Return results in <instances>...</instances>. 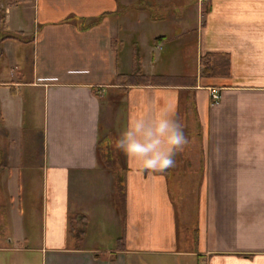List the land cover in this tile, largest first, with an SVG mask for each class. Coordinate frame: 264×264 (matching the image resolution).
I'll return each instance as SVG.
<instances>
[{
  "label": "crops",
  "instance_id": "obj_1",
  "mask_svg": "<svg viewBox=\"0 0 264 264\" xmlns=\"http://www.w3.org/2000/svg\"><path fill=\"white\" fill-rule=\"evenodd\" d=\"M204 1L192 73L168 31L146 11H124L129 0H0L2 131L14 139L27 103L41 104L43 117L42 232L33 240L22 221L0 229V264H264V0ZM136 41L144 74L195 83L118 84L133 70ZM208 52L227 57L228 71L204 75ZM165 106L199 146L187 143L163 172L141 171L115 145L105 162L111 131L116 143L130 118ZM191 184L193 202L178 195L181 226L174 189ZM82 215L77 241L69 221Z\"/></svg>",
  "mask_w": 264,
  "mask_h": 264
},
{
  "label": "rangeland",
  "instance_id": "obj_2",
  "mask_svg": "<svg viewBox=\"0 0 264 264\" xmlns=\"http://www.w3.org/2000/svg\"><path fill=\"white\" fill-rule=\"evenodd\" d=\"M129 1H131V3L124 8V11L126 13L131 11H146L145 14H149L150 20L152 22H157L154 26L158 29L168 31V37L171 36L172 38H175L170 42H172L173 48L176 49V47H178L180 50V55L176 58V60L179 61V64L182 65L184 59L185 66L186 63L189 62V58H191L192 70L190 71H192V73L193 71L196 72L194 64H196L197 54L193 50L196 42L195 31L198 27V23L204 20L207 1H204L203 3L200 2L201 0ZM165 25H168V28H165ZM177 42L179 43L177 44ZM183 44H190L191 50L183 51V49H180L183 48ZM173 48H170V51L166 56L173 51ZM181 67L177 69H181ZM174 76L182 77V75ZM187 77L193 78L191 75ZM29 105L30 104L27 103L25 123L21 124L22 120L19 121L21 128L19 127L18 129H22V131L19 132L17 126H14L12 132V135L14 136L13 140L9 133L2 131L1 127L3 126V123H0V150L2 151V155H0L2 159V161L0 160V229L10 230L13 227L17 228L20 221H22L24 224L21 223L30 232V235L33 236V240H35L38 234H41L42 232L41 210L43 171L40 162H42L43 159V117L41 104L37 103L34 110H31ZM177 120L184 126L188 123H183V117L177 118ZM109 136L108 139L111 143L108 144V142L105 141L101 147V155L106 163L112 160L111 156L113 155V151H111V153L109 151L110 149L112 150L111 146L115 145L114 140L116 134L111 131ZM10 139L12 141H9ZM7 143L12 149L9 157L8 155L6 157L4 154ZM200 144V139L196 138L190 141L188 146H199ZM12 168H14V170ZM174 192L176 194L174 197L177 200L176 203L179 208V223L182 226L184 221V211L182 209H184V207L181 209V204H178V195L182 193L181 198L190 197L188 200H192L193 202L197 196L198 187L197 185L192 184L185 188L176 187ZM191 214L193 215L192 210ZM192 215L191 220L193 218ZM81 221L82 220L80 219L75 221V224L77 223V227L79 228L82 226ZM3 236L5 235H0V237Z\"/></svg>",
  "mask_w": 264,
  "mask_h": 264
},
{
  "label": "clouds",
  "instance_id": "obj_3",
  "mask_svg": "<svg viewBox=\"0 0 264 264\" xmlns=\"http://www.w3.org/2000/svg\"><path fill=\"white\" fill-rule=\"evenodd\" d=\"M188 143L174 106L161 108L152 118H130L115 147L141 171L163 172L174 166V155Z\"/></svg>",
  "mask_w": 264,
  "mask_h": 264
},
{
  "label": "trees",
  "instance_id": "obj_4",
  "mask_svg": "<svg viewBox=\"0 0 264 264\" xmlns=\"http://www.w3.org/2000/svg\"><path fill=\"white\" fill-rule=\"evenodd\" d=\"M30 0H9L11 5H16L21 2H26ZM141 5V4H140ZM141 7V6H140ZM141 9V8H140ZM146 9V8H145ZM148 9V8H147ZM2 23L4 24L5 21V15L2 13ZM13 37V36H12ZM1 53V49H0ZM228 58L225 57L222 54H215L212 52H208L205 55H203L200 58V64L203 68V73L206 76H213L215 75L217 69L220 66L221 69H225L226 72L228 71ZM116 82L120 85H182V83H195V80L193 78L182 76V77H176V76H169V75H146L143 73L142 70V52L140 49L139 43L136 41L134 42V48H133V70L129 74H120L117 76ZM119 185L118 186V192H119V198L122 201V206H124V189L122 186V180L121 177L118 179ZM80 216V215H79ZM78 216H70L69 221V229L72 236L76 238L77 241H82L84 235H85V224L87 221V217L82 215L81 218H79L81 221L80 228L77 227V223L75 224L76 220L78 219ZM118 243L120 247H123L125 244L124 236L119 238Z\"/></svg>",
  "mask_w": 264,
  "mask_h": 264
},
{
  "label": "built area",
  "instance_id": "obj_5",
  "mask_svg": "<svg viewBox=\"0 0 264 264\" xmlns=\"http://www.w3.org/2000/svg\"><path fill=\"white\" fill-rule=\"evenodd\" d=\"M213 97H214V99L218 98V94H217V92H214V93H213Z\"/></svg>",
  "mask_w": 264,
  "mask_h": 264
}]
</instances>
